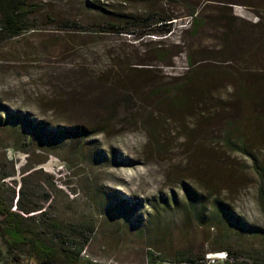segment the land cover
I'll list each match as a JSON object with an SVG mask.
<instances>
[{
  "label": "rangeland",
  "instance_id": "374dc122",
  "mask_svg": "<svg viewBox=\"0 0 264 264\" xmlns=\"http://www.w3.org/2000/svg\"><path fill=\"white\" fill-rule=\"evenodd\" d=\"M25 3L32 29L0 41V176L12 175L1 187L6 201L19 188L37 206L23 214L37 222L29 229L39 230L43 216L63 227L93 224L78 264H144L147 251L160 257H204L222 252L220 247L248 251L249 245H264V204L252 169L253 159L264 178V122L247 124L242 154L232 150L238 144L223 146V127L212 116H200L197 103L204 94H211L213 102L223 101L231 93V81L247 70H264V45L252 55L244 49L233 60L223 54L227 28L256 35L264 27V0ZM91 3L107 9V16L93 14ZM153 5L177 17L168 33L141 39L102 33L93 39L55 30L63 21L91 28L93 21L101 24L100 16L115 19ZM191 10L201 23L193 35L187 16ZM255 23L260 26L255 28ZM121 54L132 65L117 64ZM82 60L104 70L101 77H93L105 89L97 101L101 109L77 96H82L80 79L86 77L72 74ZM122 67L129 77L116 76ZM156 88L165 93H153ZM121 94L133 98L128 111L112 104ZM22 116L33 125L42 123L46 131L96 134L46 137L37 128L27 129L18 118ZM28 169L33 172L22 174ZM185 188L205 197L200 221L185 205ZM215 201L228 207L241 226L261 233L251 237L237 232L214 215ZM0 264L34 260L26 248L7 250L0 239Z\"/></svg>",
  "mask_w": 264,
  "mask_h": 264
},
{
  "label": "trees",
  "instance_id": "16d2710c",
  "mask_svg": "<svg viewBox=\"0 0 264 264\" xmlns=\"http://www.w3.org/2000/svg\"><path fill=\"white\" fill-rule=\"evenodd\" d=\"M119 1L124 4H133V0ZM25 2L26 0H0V41L14 38L32 29L29 21L31 12L28 11L29 5ZM94 3L97 4L98 2L95 1ZM94 3L90 4V10L94 12L93 14L107 16L108 10ZM102 16H100L102 18L101 24L97 25L99 22L93 21L94 26L91 28L87 27V24L81 25L79 22L63 21L58 23L59 28L55 30L73 31L77 33L75 35L93 39H97L102 33L125 34L135 39H141L145 36L168 33L172 21L177 18L172 13L163 10L161 6L154 5L144 7L140 13H130L115 19L103 20ZM187 16L190 18V33L193 35L201 27V23L193 10L189 11ZM92 23L88 24L91 26ZM254 25L257 28L259 23ZM227 32H229L228 37L223 39V47L226 48H224L223 54L230 60L235 59L237 54H245L244 49H246V53L252 55L253 53L251 52L253 50H257V48L264 45V27L258 28L256 35H247L244 33L246 31H236L232 28H227ZM128 59L126 55L121 54L116 56L115 62L119 65L122 62V66L129 67L128 65L132 64L126 62ZM74 66L72 77H86L80 79L82 96L79 92V95L77 94L78 98L84 97L86 104L89 103L92 108L101 109L102 107L97 101L99 98L100 100L102 99L101 96L105 93V89L93 77H101L104 74V70L89 67L83 60L80 61L79 65ZM127 72H129L127 68L124 69L122 67L119 73L116 71L115 74L118 77H129ZM236 80L231 81V93L223 101L216 99L213 102L214 100L211 101V94L209 96L204 94L197 97L199 99H197V103L200 116H212L223 127V129L219 127L221 134L219 140H221L223 146L238 144V149L233 148L232 150H238V152L245 154L242 142L244 133L250 126L256 127L264 122V70H259L258 72L247 70L244 73V77H238ZM158 90L160 94L164 92L162 88H156L152 92L156 93ZM167 95L169 94L167 93ZM162 96L164 97L163 99H167L164 95ZM149 97L147 95L145 99L148 100ZM112 104L114 106L119 105L122 111H128L133 105V98L129 95L121 94L120 97H115V102L113 103L112 101ZM112 104H110V107ZM4 114L6 119L11 116H9L7 111ZM18 118L25 122L27 129L34 130V128H37L41 132H46V137H59L64 134L68 139H75L76 137L79 139V137L86 138L96 134V131L90 135L88 131L81 134L70 132L69 130L64 133L58 130L46 131L41 126L42 123L36 126L25 116ZM248 123L250 126L247 125ZM73 133L76 135L74 136ZM23 152H26V150H23ZM252 162V169L258 180V195L264 204V178L255 160L252 159ZM36 164L38 165L40 162ZM29 170L24 171L22 174L33 172H29ZM11 176L10 174L0 176V239L5 248L7 250L17 249L20 246L26 248L30 257L34 260V264H78L77 257L86 248L91 239L93 224L81 223L71 227H63L52 218L41 215L44 219L40 220L41 227H39V230H30L29 227L32 228V225L37 222L32 218L25 219L23 214L33 212V208H37V206L30 203L28 194L18 188L15 192L12 190L7 201L1 194L3 181ZM185 190L186 207L192 210L195 220H202L205 214V197L189 192L186 188ZM213 204L216 208V214L214 215H221L237 232H244L251 237H257L261 233L257 228L246 225L241 226L238 218L225 205L218 201ZM249 246L251 249L248 251L246 249L236 248L230 250L227 247H220L221 251L226 255V260L222 264H264V245L259 243L256 249L253 248V245ZM146 254V264H154L156 261H165L173 264H204L202 253H182L170 257H160L150 251H147ZM241 260H247V262L245 263Z\"/></svg>",
  "mask_w": 264,
  "mask_h": 264
},
{
  "label": "built area",
  "instance_id": "2783aa9c",
  "mask_svg": "<svg viewBox=\"0 0 264 264\" xmlns=\"http://www.w3.org/2000/svg\"><path fill=\"white\" fill-rule=\"evenodd\" d=\"M226 260L224 252L208 253L204 255V264H222ZM146 264V262L144 263ZM154 264H173L165 261H156ZM185 264V263H179Z\"/></svg>",
  "mask_w": 264,
  "mask_h": 264
}]
</instances>
